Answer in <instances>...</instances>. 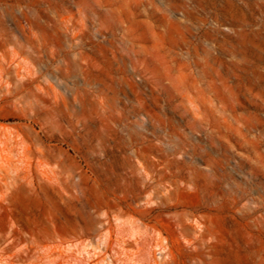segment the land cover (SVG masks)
I'll list each match as a JSON object with an SVG mask.
<instances>
[{
    "label": "rangeland",
    "instance_id": "374dc122",
    "mask_svg": "<svg viewBox=\"0 0 264 264\" xmlns=\"http://www.w3.org/2000/svg\"><path fill=\"white\" fill-rule=\"evenodd\" d=\"M0 264H264V0H0Z\"/></svg>",
    "mask_w": 264,
    "mask_h": 264
}]
</instances>
